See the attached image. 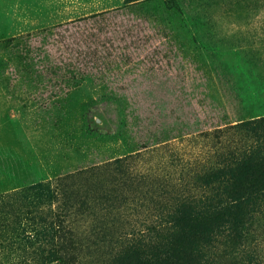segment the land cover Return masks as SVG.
Instances as JSON below:
<instances>
[{
    "label": "rangeland",
    "instance_id": "rangeland-1",
    "mask_svg": "<svg viewBox=\"0 0 264 264\" xmlns=\"http://www.w3.org/2000/svg\"><path fill=\"white\" fill-rule=\"evenodd\" d=\"M261 116L264 0H0V264H264Z\"/></svg>",
    "mask_w": 264,
    "mask_h": 264
},
{
    "label": "trees",
    "instance_id": "trees-1",
    "mask_svg": "<svg viewBox=\"0 0 264 264\" xmlns=\"http://www.w3.org/2000/svg\"><path fill=\"white\" fill-rule=\"evenodd\" d=\"M231 127L245 130L244 144L237 151L227 153L229 161L212 172L214 180L219 181L214 196L229 202L264 197V116L249 118ZM124 160L118 157L112 162L119 164ZM182 243V238L177 236L172 250H178Z\"/></svg>",
    "mask_w": 264,
    "mask_h": 264
}]
</instances>
